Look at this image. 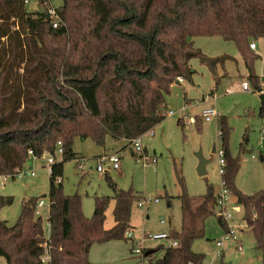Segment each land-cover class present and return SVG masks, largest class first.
Returning <instances> with one entry per match:
<instances>
[{
	"label": "trees",
	"instance_id": "obj_1",
	"mask_svg": "<svg viewBox=\"0 0 264 264\" xmlns=\"http://www.w3.org/2000/svg\"><path fill=\"white\" fill-rule=\"evenodd\" d=\"M73 1L65 0L56 10L59 22L54 28L46 11L28 12L25 0H0V177L22 170L29 152L35 158L54 156L58 142L63 149L61 160L50 166V238L46 241L43 219L35 215L39 200H24L13 226L0 219V258L6 264H44L45 243L50 252L47 264H92L93 244L131 241L125 234L131 229L137 198L132 190L118 189L107 177L114 195L96 197L94 214L88 219L80 197L65 195L62 181L57 180L66 162L82 159L73 151L76 138L102 144L109 135L131 146L164 120L165 94L179 79L191 80L193 59L213 73L232 60L203 56L194 48L193 38L221 36L236 42L247 79L259 95L258 116L264 119V77L255 73L260 56L250 49L252 40L264 38V0H81L77 7ZM81 5L91 25L88 47H94L80 64L70 61L65 49L52 52L49 47L71 35L80 39L71 29L76 27L73 14ZM181 120L177 124L184 128ZM200 124L197 119L196 125ZM229 135L222 120L219 138L226 166L221 178L242 208L264 264V190L246 195L236 187L241 164L230 153ZM180 182L181 230L170 235L178 246L157 247L155 251L163 249L164 254L152 264L204 262L205 255L194 252L192 244L204 237L206 217L215 214V195L209 188L205 196L191 199L182 177ZM112 199L115 224L106 230L104 213ZM13 201L0 193V210Z\"/></svg>",
	"mask_w": 264,
	"mask_h": 264
},
{
	"label": "rangeland",
	"instance_id": "obj_2",
	"mask_svg": "<svg viewBox=\"0 0 264 264\" xmlns=\"http://www.w3.org/2000/svg\"><path fill=\"white\" fill-rule=\"evenodd\" d=\"M44 2L45 5L40 0H28L26 9L30 13L45 12L47 8L58 10L64 6L65 0ZM80 2L81 0H74L73 6L77 7ZM87 14L82 5L73 14L72 21L76 27L73 26L74 29L71 30L77 35L80 34V39L70 34L67 40L64 38L55 41L49 47L52 52L65 49L64 54L69 56L70 61L82 63L89 49L94 47L93 44L88 47L87 35L91 25L87 22ZM192 40L194 48L203 56L209 59L228 56L232 60L227 61L224 67L219 65L215 73L207 65H202L198 58L191 61L194 70L191 80L174 82L165 94L162 113L173 111L174 115L165 116L159 125L141 137L143 155L134 154L133 144L128 146L126 140H115L109 135L104 137L102 144L92 138H76L73 151L82 159L79 162H66L60 178L65 195L80 197L82 213L88 219L94 214L96 197L111 198L114 195L107 177L118 189L132 190L137 198L133 202L130 219V225L134 228L129 229L128 237L133 239L134 245L148 234L179 232L183 216L181 177L185 191L191 199L205 196L209 188L214 194L219 191L222 184L219 163V151L222 150L219 132L222 120L226 121L230 131V153L232 157L239 158L241 164L236 187L246 195L264 190V119L258 116L259 95L247 79V70L238 45L221 36H199ZM252 41L256 45L254 53L260 56L255 64V73L264 77V38ZM234 59L237 60L236 63L233 62ZM225 73H228L227 76ZM243 82L248 83L249 91L242 89ZM100 99L103 101L102 95ZM206 109H213L216 113L211 122L203 121L201 116ZM179 119H182L184 128L178 126ZM197 119L201 121L199 127L196 125ZM214 147L216 153L212 152ZM200 152L209 161L203 176L198 173ZM110 155L119 156L120 168L112 169L109 160H106L103 163L104 171L99 173L97 166L101 164V158ZM49 156L51 155L45 154L36 159L29 157L22 172L35 170L34 176L24 175L20 179H8L6 183L0 178V193L14 199L11 206L0 210V219L8 226L17 222L23 201L30 198L44 200L46 206L40 212L43 222L47 220ZM51 157H55L57 162L61 160V155L56 152ZM156 199L159 202H155ZM139 203L143 205L139 206ZM234 207L238 210L231 212L234 218L231 224L234 226L236 239L226 242L221 254H218L215 241L225 233V227L218 219L215 209V214L205 219L204 237L196 239L192 249L205 255V263L262 264L261 253L255 249L254 237L244 222L243 210L235 203ZM113 210L112 199L104 213L103 228L106 230L115 224ZM162 219L165 224H161ZM161 244L160 241L143 243L156 248ZM134 245L125 240L95 243L90 250L89 261L92 264H136L139 258L133 254ZM237 246H242L243 252L238 251ZM163 254L164 250L161 249L154 256L161 258ZM0 264H6L4 258H0Z\"/></svg>",
	"mask_w": 264,
	"mask_h": 264
},
{
	"label": "built area",
	"instance_id": "obj_3",
	"mask_svg": "<svg viewBox=\"0 0 264 264\" xmlns=\"http://www.w3.org/2000/svg\"><path fill=\"white\" fill-rule=\"evenodd\" d=\"M28 3V0H25V4ZM46 13L47 16L49 17V19L53 20V27L57 28L58 27V20L59 17L57 15V11L51 8H47L46 9ZM250 49L251 50H255L256 49V45L253 43L250 45ZM180 82H182V79H179ZM242 89L244 91H249V86L247 82H243L242 83ZM262 93V91H261ZM174 115L173 111H170L166 114H163V116H172ZM203 121L205 122H211L214 117L216 116V113L213 109H206L202 112L201 114ZM186 117V116H184ZM193 119L190 120V124L193 123L192 121ZM133 147H134V154H142L143 152V148H142V144H141V137L140 138H136L132 141ZM217 152V151H216ZM56 153H58L59 155L62 156L63 154V149H62V144L61 142H58L57 145V149H56ZM30 156L35 158L33 156L32 152H29ZM143 157V156H141ZM219 157H220V173L221 176L224 174L225 172V160L223 159V152L222 150L219 151ZM36 159V158H35ZM106 160H109L110 164H111V168L114 170H117L120 168V158L117 155H110L109 157H102L101 158V164H98L97 166V171L99 173H102L104 171V167H103V163H105ZM56 162V159L54 157L49 156L48 158V164H49V168L52 164H54ZM79 168L81 169V166H79ZM51 172V170H50ZM24 175L27 176H34L35 175V170L32 171H28V172H22V170H19L16 174L14 175H6V176H1L0 178L2 179L3 183H6L8 179H20L22 178ZM57 182H61V179L59 178L57 180ZM155 202H159V200H155ZM234 198L233 195L231 194V192L229 190L226 189L225 187V183L222 181L221 187L219 189V191L215 194V207H214V212L215 209L217 210V216L218 218L221 220V223H223L224 227H225V233L222 235V237L218 240L215 241V246L219 249L218 254H221V249L223 247V245L226 242L232 241L236 239V232L234 230V226L231 224V222H234V218L232 215V211H237L238 208L234 207ZM50 201H49V208H50ZM236 204V203H235ZM143 203H139V206H142ZM237 205V204H236ZM46 204L44 202V200H39L37 202L36 208H35V215L36 217H41L42 218V214L40 212V209L45 207ZM238 206V205H237ZM161 224H165L164 220L162 219ZM44 225V229H45V238L46 241L49 240L50 238V226L48 221H44L43 222ZM129 235V231L126 232L125 236L127 238H129L133 244L134 241L131 237H128ZM145 241H160L161 243H165V245L167 247H177L178 246V242L176 241V239L172 238L170 236V234L168 233H158V234H148L141 242H139L138 244L134 245L133 247V254L136 255L137 257H139L141 260L139 261V264H144V257H146V251L148 249V246L143 245V243ZM44 255L41 258V261L44 264H47L50 261V252H49V247L47 245V243L44 244ZM238 251L243 252V247L242 246H237ZM143 259V261H142ZM190 264H194V263H190ZM202 264H214V263H205L203 262Z\"/></svg>",
	"mask_w": 264,
	"mask_h": 264
},
{
	"label": "water",
	"instance_id": "obj_4",
	"mask_svg": "<svg viewBox=\"0 0 264 264\" xmlns=\"http://www.w3.org/2000/svg\"><path fill=\"white\" fill-rule=\"evenodd\" d=\"M47 19L49 20V17H48V16H47ZM177 83H179V82H177ZM212 152H213V153L216 152L215 147L213 148V151H212ZM198 157H199L198 173H199V175L203 176V175L206 174V165H207V163H208L209 161L206 160V159L203 157V155L201 154V152L198 154ZM152 252H154V251H152ZM150 253H151V252H147L145 256L148 257V256L150 255Z\"/></svg>",
	"mask_w": 264,
	"mask_h": 264
},
{
	"label": "crops",
	"instance_id": "obj_5",
	"mask_svg": "<svg viewBox=\"0 0 264 264\" xmlns=\"http://www.w3.org/2000/svg\"><path fill=\"white\" fill-rule=\"evenodd\" d=\"M256 50V49H255ZM255 50H252L253 52H255ZM180 83V82H179ZM215 195V194H214ZM222 225H223V223H221ZM224 226V225H223ZM134 227L133 226H131V229H133ZM180 230H181V227H180ZM179 230V231H180ZM162 233H166V232H162ZM242 233V232H241ZM170 235H172V231H170V233H169ZM243 234V233H242ZM111 242V241H110ZM161 245H165V243H162ZM155 249H156V247H152V246H148V249H147V251H146V253L147 252H151L150 253V255H153V256H151L150 258L148 257H144V263H146V264H152V261H154V259H157L158 257H155L154 256V254L156 253V251H155ZM238 250V249H237ZM152 251H154V252H152ZM136 256V255H135ZM137 257V256H136ZM137 258H139V257H137ZM139 260H141L140 258L139 259H137V263L136 264H139Z\"/></svg>",
	"mask_w": 264,
	"mask_h": 264
}]
</instances>
